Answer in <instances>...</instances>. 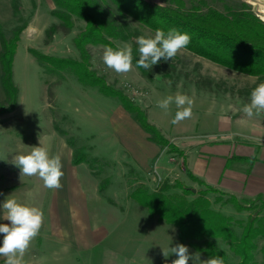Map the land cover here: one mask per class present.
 Segmentation results:
<instances>
[{"label":"rangeland","instance_id":"1","mask_svg":"<svg viewBox=\"0 0 264 264\" xmlns=\"http://www.w3.org/2000/svg\"><path fill=\"white\" fill-rule=\"evenodd\" d=\"M151 1L173 8L180 7L179 10L195 14H203L206 9L224 13L225 6L239 7L252 12L253 16L264 23L255 14L264 16V0ZM102 4L114 10L111 3ZM53 8L52 0H0V30L3 37H10L15 25H23L16 40L11 64V85L15 88L14 106L9 110V115L0 120V130L8 129L7 133L0 132V163L3 161L4 145L10 149L27 145L29 149L39 146L41 141L50 146L51 155L61 156L64 174L70 170L80 180L96 181L98 188L107 194L105 199L109 203L124 198L118 191L122 190L129 195L137 185L154 188L165 180L170 183L176 180L193 188L192 191L207 187L206 196L210 206L230 216L231 227L236 234L241 231L240 224L248 214L258 218L254 223L256 228L264 229V197L240 198L190 179L179 160L186 150L185 139L174 138L171 134L176 125L191 127V131L197 132L201 127L200 121L208 112H216V116H219V112L227 115L242 110L250 102L252 90L264 82V74L243 73L186 48L181 49L172 59H161L150 70L139 69L133 62L131 71L118 74L103 63L102 55L106 45L86 44L87 69L119 90L130 103L136 104L158 137L157 152L146 160V152L142 149L149 143L154 144L151 141L152 134L142 127L132 112L122 107L116 97L104 95L93 85L82 84L66 69H55L45 62H38L28 51V48H32L47 55L80 60L72 38L83 28V20L71 17L69 25H64L51 13ZM113 13L115 23L124 30L126 37L111 38V47L118 48L131 43L133 56L138 60L137 37L154 35L155 32L128 15ZM52 25L54 28H49ZM177 93L189 95L194 101V109L198 111L192 108L190 119L173 124L172 120L178 110L176 105L173 103L165 111L158 107V102ZM7 103L0 80V107ZM214 108H218V112ZM201 110L205 112L201 114ZM206 117L209 118V115ZM143 154L145 160L142 159ZM160 164H174V168L166 171L160 169ZM8 166L0 164V170ZM10 166L17 168L18 180L21 181L10 187L16 190L14 198L28 202L31 197L32 203L44 213L47 201L51 215L54 212L52 200L56 197V189L44 187L38 176L21 177V169L14 163ZM0 172L3 184L6 172ZM0 192L2 201L9 198L8 195L4 196L3 188ZM228 200H233L240 207H235ZM161 223L176 227L163 220ZM52 238L48 242H53ZM32 242L26 253H33L32 256H38V259L45 257L42 258L43 262L47 259L48 264H54V256L58 253L57 242L48 246V251L43 250L44 255L38 251L37 244ZM252 242L255 246L251 250L252 258L245 264H264V235L254 236ZM216 244L224 250L226 264L237 263L238 258L230 249L232 243L218 239ZM5 260L6 257L0 256V264H5Z\"/></svg>","mask_w":264,"mask_h":264},{"label":"crops","instance_id":"2","mask_svg":"<svg viewBox=\"0 0 264 264\" xmlns=\"http://www.w3.org/2000/svg\"><path fill=\"white\" fill-rule=\"evenodd\" d=\"M193 110L198 111L194 107ZM218 114L206 113L197 132L191 131V127L175 126L172 136L185 139L186 150L179 159L180 165L186 173L221 192L245 199L264 197V115L249 118L242 110ZM8 115L9 111L0 114V120ZM0 132L7 133L8 129L1 128ZM151 141L154 144L149 143L142 149L146 160L157 152V143ZM26 146L16 149L3 146L0 164L9 166L0 170L6 172L3 184L0 177V190L3 188L4 196L9 198L16 197V190L10 187L21 182L17 168L10 166L11 161L31 150ZM142 159L145 160V154ZM159 167L168 171L174 164ZM61 184L62 187L55 190L56 197L53 195L54 212L49 214L50 204L48 206L46 201L43 225L32 242L42 255L43 250L48 251V246L57 242L54 264H171L177 258L171 248L177 244L188 246L190 253L199 254L201 261L209 259L180 242L176 227L164 225L162 220L148 214L127 192L118 191L124 198L109 203L105 199L107 194L98 188L96 181L80 180L70 170L61 178ZM3 203L0 199V223H10L2 218ZM28 203L33 204L31 197ZM50 237L54 240L51 243L48 242ZM2 243L3 233H0V245ZM163 251L170 255L166 258ZM32 255L25 253L26 264H48L47 259L43 262L45 257L38 259ZM188 264L193 261L189 260Z\"/></svg>","mask_w":264,"mask_h":264},{"label":"trees","instance_id":"3","mask_svg":"<svg viewBox=\"0 0 264 264\" xmlns=\"http://www.w3.org/2000/svg\"><path fill=\"white\" fill-rule=\"evenodd\" d=\"M52 1L54 8L51 13L62 24L69 25L71 17L84 22L83 28L72 38L80 60L47 55L32 48H28V51L38 62H45L55 69H66L82 84L93 85L104 95L116 97L122 107L132 112L142 127L151 132V139L157 144L158 137L144 120L137 105L130 103L125 95L106 83L101 76L87 69L86 44L111 46V38L126 37L124 30L115 23L113 11L132 17L154 32L158 28L165 32L173 28L186 32L191 36V42L186 49L195 54L243 73L264 74V23L243 8L225 6L224 13L206 9L203 14H195L188 10H179L180 7L159 5L151 0ZM102 3H111L114 10L104 7ZM22 27V24L15 25L11 36L7 38L3 37L0 30V80L8 101L7 105H1L0 112L9 111L14 106L15 88L11 85V64ZM49 28L53 29L54 25ZM133 62L137 66L134 56ZM51 67L47 68L51 70ZM187 175L192 180L200 181L191 173L187 172ZM207 191V187L192 191L179 181L173 180L170 183L165 180L154 188L137 185L131 189L129 196L145 207L148 214L175 225L179 241L188 244L202 255L209 258L221 256L226 263L224 250L216 244L219 239L233 244L230 249L238 258L236 264H245L252 258L251 250L255 247L253 237L264 235V229L256 228L254 223L258 218L248 214L246 220L240 224L241 231L236 234L232 230L230 216L210 206ZM229 202L235 207H240L233 200Z\"/></svg>","mask_w":264,"mask_h":264},{"label":"clouds","instance_id":"4","mask_svg":"<svg viewBox=\"0 0 264 264\" xmlns=\"http://www.w3.org/2000/svg\"><path fill=\"white\" fill-rule=\"evenodd\" d=\"M191 42L190 34L175 28L165 32L156 29L154 35H141L136 39L139 59L137 67L150 70L161 59L167 61L186 48ZM103 63L118 74H125L133 67V47L126 43L122 47L106 46L102 55ZM175 104L177 111L172 120L177 124L192 116L193 99L187 94L168 95L158 102V107L167 111ZM244 114L251 118L264 114V82L256 85L250 94V102L242 108ZM21 169L22 176H38L44 187L59 189L64 176L60 155H51L50 146L40 141L39 146H32L27 153L18 155L14 162ZM2 218L10 223H0V233H3V243L0 245V256L6 257L5 264H25L24 256L32 240L38 235L44 222V212L40 207L28 202H20L16 198H7L3 205ZM171 253L177 258L171 264H225L223 257L214 256L201 261L199 254L192 255L188 246L177 244L171 248ZM167 258L170 254L163 251Z\"/></svg>","mask_w":264,"mask_h":264},{"label":"built area","instance_id":"5","mask_svg":"<svg viewBox=\"0 0 264 264\" xmlns=\"http://www.w3.org/2000/svg\"><path fill=\"white\" fill-rule=\"evenodd\" d=\"M255 14L258 15V17L264 21V16H262L261 14L256 13V12H255Z\"/></svg>","mask_w":264,"mask_h":264},{"label":"water","instance_id":"6","mask_svg":"<svg viewBox=\"0 0 264 264\" xmlns=\"http://www.w3.org/2000/svg\"><path fill=\"white\" fill-rule=\"evenodd\" d=\"M191 190H193V188H191Z\"/></svg>","mask_w":264,"mask_h":264}]
</instances>
